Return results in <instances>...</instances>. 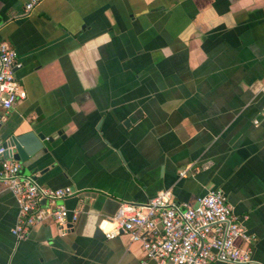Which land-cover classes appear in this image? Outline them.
Instances as JSON below:
<instances>
[{"label":"crops","instance_id":"obj_1","mask_svg":"<svg viewBox=\"0 0 264 264\" xmlns=\"http://www.w3.org/2000/svg\"><path fill=\"white\" fill-rule=\"evenodd\" d=\"M27 1L0 0L25 91L0 135L52 138L21 173L71 188L60 203L79 215L64 235L46 222L16 241L0 185V264H140L138 243L97 223L163 190L187 204L221 191L264 264V0Z\"/></svg>","mask_w":264,"mask_h":264},{"label":"built area","instance_id":"obj_2","mask_svg":"<svg viewBox=\"0 0 264 264\" xmlns=\"http://www.w3.org/2000/svg\"><path fill=\"white\" fill-rule=\"evenodd\" d=\"M40 0H28L31 11ZM21 68L16 51L0 42V115L25 99L15 78ZM191 167L178 171L184 178ZM0 185L13 197L17 213L10 234L24 239L35 226L49 222L64 235L79 213L60 202L75 195L69 187L49 188L21 173V164L6 156L0 143ZM233 215L219 190L196 197L192 204L177 203L169 190L157 192L142 203L121 202L111 217H101L97 229L105 239L125 234L138 243L140 264H253L248 245L253 237Z\"/></svg>","mask_w":264,"mask_h":264},{"label":"water","instance_id":"obj_3","mask_svg":"<svg viewBox=\"0 0 264 264\" xmlns=\"http://www.w3.org/2000/svg\"><path fill=\"white\" fill-rule=\"evenodd\" d=\"M59 134L56 133L57 136ZM51 141V137H45L33 127L29 129L3 127L0 135V143L6 149V156L20 164L31 158H38L39 153H45Z\"/></svg>","mask_w":264,"mask_h":264}]
</instances>
